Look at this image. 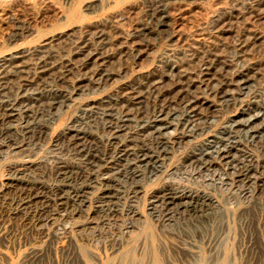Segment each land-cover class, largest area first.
<instances>
[{"label":"rangeland","instance_id":"obj_1","mask_svg":"<svg viewBox=\"0 0 264 264\" xmlns=\"http://www.w3.org/2000/svg\"><path fill=\"white\" fill-rule=\"evenodd\" d=\"M142 27L148 29L143 37ZM84 41L88 44L77 51ZM20 51H25L26 66L45 54L52 68L37 80L26 72L6 75L1 81L6 96L16 100L17 124L23 107H30L29 95L41 98L31 108L39 111L41 128L26 135L17 129L12 138L18 146L0 153V264H264V188H259L258 179L250 183L235 178L225 162L214 159L202 171L189 164L190 153L201 141L197 136L170 139L167 156L155 170L141 168V191L132 201L122 200L124 206L109 214L112 218L96 212L94 190L89 191L90 202L83 212L72 219L61 211L51 221L38 223L31 215L32 221L14 211L20 173L49 189L57 179V163L80 167L64 135L71 126L78 128L88 109L101 100L110 97L122 107L128 99L143 115L145 110L161 108L180 112L181 96L198 91L191 82L199 75V57L208 55L216 57L217 65L225 62L228 72L247 68L249 86L244 95L234 93L227 110L214 99L204 106L198 118L210 122L204 123L208 134L219 131L230 115L241 113L247 104H255L264 90V0H0V59ZM99 69L103 77H97ZM157 82L160 85L152 89ZM133 96L140 100H132ZM91 118L86 121L91 126L81 125L88 142L112 155L109 133ZM200 119L196 124H201ZM179 133L181 128L171 127L167 137ZM243 144L253 160L264 163V142ZM253 174L259 178L260 169ZM123 181L130 187V180ZM163 188L173 189L177 197L186 194L181 201L206 197L211 216L195 223L175 215V224L154 217L150 202Z\"/></svg>","mask_w":264,"mask_h":264},{"label":"bare ground","instance_id":"obj_2","mask_svg":"<svg viewBox=\"0 0 264 264\" xmlns=\"http://www.w3.org/2000/svg\"><path fill=\"white\" fill-rule=\"evenodd\" d=\"M164 12L165 11H162L161 14H163ZM147 30H148L147 27L140 29L139 35L143 37ZM87 41L80 42L79 45L81 47H77L76 50L81 52L83 50L82 48L84 47L83 45L88 44ZM24 53L25 51H20L12 55H8V57L3 58L2 60L0 59L1 60L0 85H2L1 81H6L4 80V76L6 77V75L19 76L27 72L30 73V77L32 79H36V80L37 77L48 75L49 71L52 68L51 67L52 64L49 62L47 63L48 61L47 59H49L50 61V58H48L45 54L43 55L38 54L39 56L37 60L33 61L34 63H30V66L27 64L29 66L28 67L25 65V63H23V60L26 56L24 55ZM91 56H93L94 59L98 60L96 54H92ZM205 56L206 57L203 58L199 57L198 61L200 63V70L199 73L197 72L199 75L194 76L196 79L192 80L191 82L192 89L198 88V91L196 93L194 92L190 93L191 86L190 85L185 86V88L190 91L182 95L181 99H179L181 101H184V105L181 108L182 110L180 112L175 109L172 110L171 108L170 109L161 108L156 111L145 110L143 115V113L140 112V107L134 110L131 107V103L128 99L123 100L122 103H124V105L121 107L119 106L120 104H118L117 101L115 102L114 100H111L110 97L96 103L97 105L90 107V110L87 108L88 115L87 116L84 115L85 116L84 121H80L78 125L79 127L77 128V126L75 127L72 124L73 126H71L67 130V133H65L64 135L65 138L64 140L67 144V148H69L72 152H74L73 154L76 157H78L81 164L80 167L78 166L77 168L69 169L68 167L66 168L65 166H63L61 163L60 164L57 163L55 166L57 179L55 180L53 186H50L49 189H45L41 186L42 184L38 185L39 184L38 182L37 184L35 181H32L31 179L33 178L27 179L25 178V176L23 178L20 171H18V173H20L21 176L19 177V175L17 176L16 174V176L19 177L16 178L18 179L17 182L19 183V185L17 186L20 187V192H18L14 196L16 198L15 201L16 206L14 211L25 213L26 214L25 216H29V219L31 215L33 218H35V220L38 223H46L51 221L53 217H55V215L61 211L65 212L69 219H72V217L75 216L77 213L80 214V212H83V209L86 208V206L90 202L89 196L92 193H90L89 191L94 190L95 195L93 202L96 212L104 216L109 214L113 215L114 213L121 210L120 209L122 208L121 204L123 205V203H121L122 200L124 201L126 198H129L132 201V198H134L135 195L139 192L140 181H138V179L142 177L140 175L142 174L141 168H144L145 170L149 169V167L151 170H155L156 168H158L157 163L161 162L162 161L161 158L166 157L168 154L167 147H168V143H170V139H172L171 141H176V140L178 141L181 138H185V137L194 138L195 136L199 137V139L201 138V141H199L200 144H198L195 150H193L190 153L189 161H188V163L190 162L189 164L195 166L196 168L202 171L203 169L206 170L209 169V167L215 163L214 159L220 162H225L227 166H229L230 169H232L233 173L236 174L235 178L239 180L244 179L246 182L248 181L250 183L258 179L259 188L260 189L264 188V176H263L264 163H258L255 160H253L254 156L244 150L246 146L243 144V141L246 144L264 142V90H262V94L259 97V99L258 100L256 99L257 101L255 102V104H252L254 105L253 107L251 104L250 105L247 104L246 105L247 109L242 110L241 113L240 112L237 113L235 112L236 111L235 110L234 111L235 113L233 115H230V117H228L229 120L226 121L225 125L223 123L224 126L219 131L215 133L213 132V134L212 133L208 134L206 129L209 126L207 125L208 126L207 127L206 124H210V122L207 121V119L205 118H204L205 120L203 121L200 119L201 117L198 118L201 114V111L205 109L204 106L207 107L208 104H210L208 103L210 99H214L217 100L216 102H219L220 104L219 106L227 110L231 105V101L234 100V93L236 92L237 94L238 91L240 94L244 95L245 93H247V89H249L248 88L249 86H248L247 68H239L235 71L233 70L234 72H228V70H226L228 69V65L225 62L223 63L220 62V64L217 62L219 64L217 65L216 57L213 58L214 56L213 57H210L208 55ZM102 60L99 62H102ZM66 71L68 72V70ZM96 73H97V77L104 76L101 69L96 71ZM155 80H158V78ZM160 83L161 82L155 83L152 89L160 85ZM32 87H34V85ZM133 87H135V85ZM5 90L6 89L1 88L0 86V153L2 149L6 147L18 146V144L15 143L12 138L14 135L13 133H15L17 129L20 130V133H22V135H26V134H32L37 129L41 128L39 111L34 109L31 110L33 106L35 107L38 106L41 98H39V96L36 93L34 94L31 93L32 95H29L30 107L28 108V106L26 105L23 107V117L20 123L17 124L16 121L17 114L15 111V109H17V106L14 103L16 102V100H10V98L6 96ZM134 94L137 95L139 94V92H134ZM172 94H170V96ZM140 96H136L135 98L133 96L132 98L134 99L132 100L138 101L140 100L138 99L140 98ZM56 103H57L56 100H54V104ZM140 105L142 104H139V106ZM244 116L247 117L243 118ZM89 118H91L90 120L95 118L97 122L99 121L101 123V130L103 131L106 130L109 133L110 135L109 142L111 144L110 146H113L114 149V152L110 150L113 152L112 155L101 153V151L98 150L97 145H92V143L88 142V138L85 135L86 132L84 130L86 129V127L85 128L83 127L84 129H82L81 125H86L87 124L86 121ZM199 119L200 121H202L200 125L196 124V122ZM16 125H18V127ZM89 125L91 126V124ZM171 127H174L175 130L181 128V133H179V136L173 138L167 137L168 131ZM83 130L85 133L83 132ZM193 134L194 136H191ZM259 169H260V174L258 178L254 176L255 174H253V172L257 173ZM23 172L25 175V171ZM123 179L130 180L129 181L131 182L129 183L130 187L124 186L125 183ZM35 188L39 190L35 194H31L30 190ZM168 188H170V186ZM173 189H164L163 191L160 190L158 194L152 197V201L150 202V204L153 207V211L151 212L154 217L159 216L160 218L161 216L162 220H164V222L168 224L173 223V219L175 218V215L179 216V219L181 221L194 220L196 221L195 223H197V222H202L206 219L208 220V217L211 216V211H212V207H211L212 205L209 199L203 197L202 199L198 200L195 197V198H190L191 200L189 199V201H181V198L184 197L186 194H184V196L182 195L180 197H177ZM109 217L112 218V216L110 215ZM30 221L32 220L30 219ZM34 255L37 256V253Z\"/></svg>","mask_w":264,"mask_h":264}]
</instances>
